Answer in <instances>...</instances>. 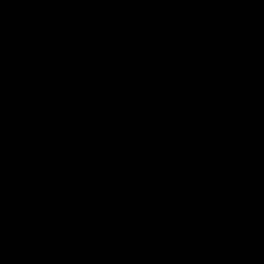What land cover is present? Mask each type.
<instances>
[{
    "label": "water",
    "instance_id": "95a60500",
    "mask_svg": "<svg viewBox=\"0 0 264 264\" xmlns=\"http://www.w3.org/2000/svg\"><path fill=\"white\" fill-rule=\"evenodd\" d=\"M0 264H264V0H0Z\"/></svg>",
    "mask_w": 264,
    "mask_h": 264
}]
</instances>
